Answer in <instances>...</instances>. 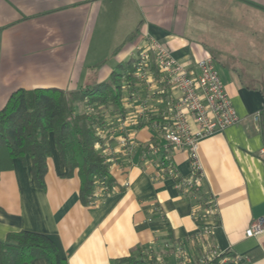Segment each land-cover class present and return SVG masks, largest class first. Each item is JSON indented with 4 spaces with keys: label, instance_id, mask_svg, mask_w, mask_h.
Listing matches in <instances>:
<instances>
[{
    "label": "crops",
    "instance_id": "obj_1",
    "mask_svg": "<svg viewBox=\"0 0 264 264\" xmlns=\"http://www.w3.org/2000/svg\"><path fill=\"white\" fill-rule=\"evenodd\" d=\"M149 39L189 69L212 58L239 118L199 142L197 191L177 188L157 166L163 157L177 178L191 172L187 152L152 126L170 121L180 92L153 64L146 78L135 74ZM130 60L136 81L123 83L121 111L97 106L103 124L95 148L113 178L111 192L102 196L97 188L83 206L76 171L66 176L49 134L44 190L32 184L27 157L0 173V242L10 233H40L67 264H117L137 249L174 264L178 243L193 261L216 247L239 258L235 264H264V234L245 237L251 221L264 216V0H0V109L16 90H82ZM85 101L73 102L74 115L95 113ZM209 197L214 214L204 211ZM204 227L210 235L198 237Z\"/></svg>",
    "mask_w": 264,
    "mask_h": 264
},
{
    "label": "trees",
    "instance_id": "obj_2",
    "mask_svg": "<svg viewBox=\"0 0 264 264\" xmlns=\"http://www.w3.org/2000/svg\"><path fill=\"white\" fill-rule=\"evenodd\" d=\"M134 63L130 60L119 64L106 81L74 92L55 88L14 91L0 109V173L11 169L13 159L24 162L27 157L32 184L44 190L50 155L47 142L52 134L58 156L67 169L66 176L76 171L80 203L87 207L97 188L104 191L102 196L110 193L114 181L101 151L95 148L99 140L96 130L103 124L97 106L121 111V87L125 81H136ZM81 99L97 108L94 114L74 115L73 102ZM260 132L264 138V133ZM5 238L0 242V264H28L37 258L47 264H67L55 244L43 234L20 231ZM144 252L137 249L116 262L157 264L153 256ZM235 258L226 250L204 264H235Z\"/></svg>",
    "mask_w": 264,
    "mask_h": 264
},
{
    "label": "built area",
    "instance_id": "obj_3",
    "mask_svg": "<svg viewBox=\"0 0 264 264\" xmlns=\"http://www.w3.org/2000/svg\"><path fill=\"white\" fill-rule=\"evenodd\" d=\"M136 75L140 79L148 76L150 66L153 64L161 80L170 88H175L180 92V97L174 103L170 112V121L161 126L154 123L152 126L162 132V139L168 145L187 152L191 165L190 175L186 178H177V172L170 165L166 158L157 160L163 175H167L177 181L176 187L186 190L197 191L200 176L202 174L201 164H199L198 144L207 136L221 132L224 129L237 124L239 118L232 110L229 97L225 87L216 71L212 58L204 57L197 61L194 69H189L174 60L171 53L161 44L153 39H149L146 46L142 47L135 59ZM259 119V114L254 116V122ZM189 120L196 126L192 131L188 125ZM155 147L149 148L151 155L157 156ZM260 157L264 161V150L260 151ZM179 179V180H178ZM205 214H214L216 205L213 198L209 197L203 202ZM264 234V216L251 221L245 231L246 238H253ZM209 227L200 229L198 237L209 236ZM164 250H168L170 245L162 244ZM174 264H204L206 261L217 257L223 251L216 247L204 251L198 259L192 260L187 248L181 243L173 246ZM157 264H169L162 258L155 257ZM235 263L239 258H235Z\"/></svg>",
    "mask_w": 264,
    "mask_h": 264
}]
</instances>
